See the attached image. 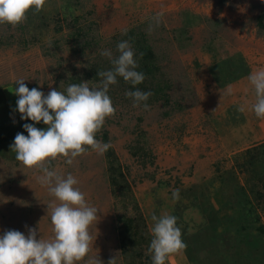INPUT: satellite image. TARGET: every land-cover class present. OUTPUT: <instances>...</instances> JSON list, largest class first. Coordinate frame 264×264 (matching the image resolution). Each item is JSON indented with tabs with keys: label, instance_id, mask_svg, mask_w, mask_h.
<instances>
[{
	"label": "rangeland",
	"instance_id": "1",
	"mask_svg": "<svg viewBox=\"0 0 264 264\" xmlns=\"http://www.w3.org/2000/svg\"><path fill=\"white\" fill-rule=\"evenodd\" d=\"M137 38L149 50L144 66L154 68L141 86L122 77L110 86L115 113L96 133L110 148L101 154L85 146L71 165L63 156L50 164L65 178L72 174L97 209L90 252L76 264L98 258L108 264L116 254L115 264H152L153 214L176 216L186 244L166 264H264L258 249L264 218L253 193L264 183V117L252 110L256 93L248 79L264 69V0H45L22 23H0V235L18 230L27 236L36 228L38 239H53L47 209L59 203L40 183L42 171L25 167L10 147L17 133L28 135L25 123L47 128L12 111L16 81L45 95L84 81L97 86L98 72L113 67L101 51L115 58L124 40L142 72ZM137 89L153 95L134 106L126 93ZM241 105L244 112L237 110ZM110 158L123 174L118 189L109 179ZM236 182L247 188L249 208L261 218L247 221L234 239L228 234L241 215ZM176 189L179 200L172 196ZM123 218L137 226L135 238L130 231L122 236Z\"/></svg>",
	"mask_w": 264,
	"mask_h": 264
},
{
	"label": "clouds",
	"instance_id": "2",
	"mask_svg": "<svg viewBox=\"0 0 264 264\" xmlns=\"http://www.w3.org/2000/svg\"><path fill=\"white\" fill-rule=\"evenodd\" d=\"M45 0H0V23L16 26L22 23L26 14L35 9L39 12ZM157 16V23H159ZM126 34V32H125ZM119 55L113 58L111 50L101 51V55L111 60L110 70L98 72L102 78L97 86H89L87 81L70 84L65 92L52 89L47 95L37 88L31 90L25 80L16 81L18 87L14 94L17 110L21 119L31 120L36 124L41 121L46 129H39L34 124L25 123L28 135L17 133L10 145L16 159L28 168H39L43 175L40 183L49 186V191L58 204L48 205L54 238H37L36 228H28V235L18 230H8L0 235V264H76L90 252L92 236L89 226L96 220L97 209L87 204L85 194L78 187V180L68 174L63 177L50 169L51 161L59 156L65 158L68 165L85 153V146L103 154L110 148V143L96 139V133L102 128L107 117L115 113L113 102L108 95L111 85L118 83V77L133 86L143 83L145 75L137 71L135 53L127 40L117 44ZM78 67L80 65H77ZM249 81L255 88L256 103L252 110L257 117H264V69L252 72ZM231 89H229V92ZM134 106L146 102L152 92L128 91ZM145 109L149 106L144 103ZM239 112H244L241 105ZM215 111V110H214ZM174 200H179V189L172 193ZM154 226L150 229L152 240L148 252L152 254V264H166L167 258L186 248L182 240L181 228L177 226V217L170 214H155L151 217ZM115 258L108 264H115ZM89 264H103L98 258Z\"/></svg>",
	"mask_w": 264,
	"mask_h": 264
},
{
	"label": "trees",
	"instance_id": "3",
	"mask_svg": "<svg viewBox=\"0 0 264 264\" xmlns=\"http://www.w3.org/2000/svg\"><path fill=\"white\" fill-rule=\"evenodd\" d=\"M261 18V17H260ZM261 24V23H260ZM141 41V42H140ZM135 47L137 48V58H138V62H141L143 63L142 65V73L144 75H148L149 73H151L153 71V66H144V59H148L150 56H149V50H147L146 48V45L144 44V40L142 39H138L135 41ZM141 86V84H140ZM260 147H262V150L264 151V143L263 144H260L259 145ZM246 153H250L252 154V149H247L246 150ZM113 159V158H112ZM111 158L109 159L110 162H109V169H108V174H109V179L111 180V183L113 186L116 187V189L120 188L122 183L124 182V180L122 179L123 178V174L121 173V170L119 169V167H116L115 164H114V161L112 160ZM251 165V164H250ZM246 165H241V167H245ZM263 183V182H262ZM233 185V188L237 189V191L239 192L240 194V198L237 199L238 197H236V205L238 206V208H236V211H240L239 213L241 215H239L237 218H238V222L236 224V231L228 234V235H233V236H229V237H234V239H237V238H240V233L243 232V228L246 227V222L247 224H250L253 222V220H256L258 219L257 221L260 220L261 216L260 214L256 213V212H253L249 207L251 206L250 203V199L248 198V193H247V188L245 186H242V185H239L238 182H236V184H232ZM118 186V187H117ZM262 190H253V193H254V197L256 198V200L258 199L260 201V204H261V209H262V216L264 218V183L262 184L261 186ZM254 217V218H253ZM232 220H234L233 218H229L228 217V220L229 222H231ZM124 223H126V230L122 231V236L125 237L127 234V231H130L131 235H133V238H135L136 236L134 234L137 233V226L133 225V222L132 220H123ZM261 227V230L258 231V234L260 235L259 237L261 239H264V225H260ZM134 228H137V229H134ZM235 230V229H234ZM235 243L236 242H231L230 245H233L231 247H235ZM258 249H262V251H264V247L263 248H258ZM246 257H250L249 254H248V251H247V255ZM260 262H257L256 264H258Z\"/></svg>",
	"mask_w": 264,
	"mask_h": 264
},
{
	"label": "crops",
	"instance_id": "4",
	"mask_svg": "<svg viewBox=\"0 0 264 264\" xmlns=\"http://www.w3.org/2000/svg\"><path fill=\"white\" fill-rule=\"evenodd\" d=\"M18 98V96L17 95H15V94H13L12 95V103L14 104V107H12V111H13V109H14V111H15V113L17 112V113H19V111L17 110V99Z\"/></svg>",
	"mask_w": 264,
	"mask_h": 264
}]
</instances>
